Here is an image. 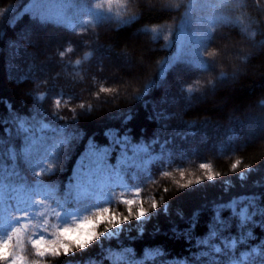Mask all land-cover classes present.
Returning <instances> with one entry per match:
<instances>
[{"label": "trees", "instance_id": "obj_1", "mask_svg": "<svg viewBox=\"0 0 264 264\" xmlns=\"http://www.w3.org/2000/svg\"><path fill=\"white\" fill-rule=\"evenodd\" d=\"M257 115L261 0H0L3 204L24 195L60 212L90 201L76 200L79 185L106 176L159 205L67 257L35 256L29 237L45 227L35 215L22 233L26 264H230L235 253L215 256L202 242L264 248V133L245 137ZM202 163L221 175L189 188L173 182L178 170L201 175ZM118 190L105 207L124 212Z\"/></svg>", "mask_w": 264, "mask_h": 264}, {"label": "snow or ice", "instance_id": "obj_2", "mask_svg": "<svg viewBox=\"0 0 264 264\" xmlns=\"http://www.w3.org/2000/svg\"><path fill=\"white\" fill-rule=\"evenodd\" d=\"M36 0H32L35 3ZM71 51V49H69ZM79 63V61H77ZM191 91V89H189ZM106 152V149H104ZM98 163L103 165L104 160L101 158ZM241 161H234L233 170L239 167ZM201 175H196L193 172L186 170H178L179 179L173 182L179 188H189L194 184H201L204 180L214 181L221 173L213 170V166L208 163H202L199 166ZM164 177L171 178L173 172H164ZM244 178L243 174L240 176ZM167 191V189H164ZM142 189H133L132 196L121 194L118 198V203L125 206L124 212L118 209H113L110 206L98 208L94 210L91 216H87L82 220H75V223L57 226L55 231L51 233L52 238H47L45 235H38L35 238L29 237L31 249L34 250L35 256L39 258L45 257H67L76 250H82L89 247L93 241L116 228L118 225L126 224L132 219L139 220L148 215L149 208L155 209L158 203L155 198H152L149 207L145 206V199L140 195ZM235 211V209H234ZM125 212L127 215H125ZM249 207L245 204L239 208V215L242 222L248 221ZM26 217L27 213H23ZM47 223V221L45 222ZM28 224L23 223L18 227H14L10 232L0 238V264H26L27 257L22 254L21 249L25 247L23 242V231L27 229ZM103 226V231H101ZM47 232V227L43 229ZM217 233L212 232L211 236L215 239ZM15 240V242H13ZM206 247L211 248V253L219 256L225 249L229 250V254L235 253V258L230 264H257V259L260 264H264V248H252L244 252L237 253L238 242L234 239L224 240L220 244L211 243L206 239L202 242ZM255 256L257 259H253ZM155 259V257H153ZM207 262L208 258L204 257ZM34 264H44V261L37 260ZM211 264H219V261L212 259Z\"/></svg>", "mask_w": 264, "mask_h": 264}, {"label": "rangeland", "instance_id": "obj_3", "mask_svg": "<svg viewBox=\"0 0 264 264\" xmlns=\"http://www.w3.org/2000/svg\"><path fill=\"white\" fill-rule=\"evenodd\" d=\"M261 1L264 3L263 0ZM131 63L132 62L126 63L125 68L127 70H131L133 68ZM214 97L215 96L210 95L209 97H206L204 99L212 101ZM247 123L249 129L247 130V135H245L246 139L253 140L255 137H258L259 135H262L264 133V115L249 117L247 119ZM203 140V137H201L199 139V142L202 143ZM113 188H118L119 193L128 195L130 197L132 196V190L134 189L123 178H109L106 176L99 177L95 179L92 185H79L78 197H89L90 199L87 200L90 201H86L84 203L76 205L74 204L73 206H70L65 210L63 209L60 212H54L56 216L54 213L48 210L49 208L47 207V205L43 204L40 199L27 201L26 197L23 195L15 196L10 198V200L14 201V205L10 207H6L0 202V204H2L0 205V238H3V236L10 232L14 227H18V225H21L23 223H27L28 228L31 227L33 225V221H30L31 218L35 215L39 216L41 214V223H43L45 227H47V225L45 224L46 221L47 223H51V225L54 227V230L51 232H49L48 230L47 232H43V227H41L36 231L33 237H31L35 238L38 235H45L50 239L52 238L51 233L55 231L57 226L63 227L65 225L73 224L75 223V220H82L87 216H91L94 210L105 207V205L109 201L110 195L112 194L111 192ZM234 208L235 204L233 203L231 205V209L234 210ZM51 209L56 210L55 208ZM23 213H27V216L25 217ZM52 216H55L56 219H54ZM35 222H38V220H36ZM122 225L123 224L117 226L118 230H120ZM153 253V251L149 252L148 257L151 258ZM114 260H121V257L114 255ZM179 264L186 263L184 261H181Z\"/></svg>", "mask_w": 264, "mask_h": 264}, {"label": "water", "instance_id": "obj_4", "mask_svg": "<svg viewBox=\"0 0 264 264\" xmlns=\"http://www.w3.org/2000/svg\"><path fill=\"white\" fill-rule=\"evenodd\" d=\"M264 1V0H263Z\"/></svg>", "mask_w": 264, "mask_h": 264}]
</instances>
